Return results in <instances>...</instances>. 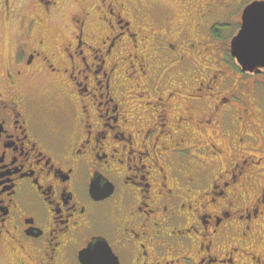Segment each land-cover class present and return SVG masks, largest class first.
I'll use <instances>...</instances> for the list:
<instances>
[{"label": "flooded vegetation", "instance_id": "obj_1", "mask_svg": "<svg viewBox=\"0 0 264 264\" xmlns=\"http://www.w3.org/2000/svg\"><path fill=\"white\" fill-rule=\"evenodd\" d=\"M38 1L42 12L14 35L0 72V247L10 264H82L79 252L102 237L120 264L264 262V187L254 188L249 205L241 192L257 180L260 160L227 154L233 160L216 175L198 165V150L231 152L264 121V78L255 79L250 98L213 68L206 83L199 78L206 69L194 59L197 49L202 56L194 36L206 27L212 37L216 25L207 23L211 8L199 12L217 0H182L200 11L178 32L165 15L144 26L137 7L130 19L128 0H65L73 11L54 34L40 24L55 20L59 0ZM245 1L228 0L222 12L236 5L232 38L253 0ZM12 3L5 0L7 19ZM232 38L225 43L231 63L256 76L232 55ZM191 72L195 83L186 81ZM41 80L55 92L36 96ZM217 82L232 96L213 104L200 91ZM208 128L228 136L242 129L243 137L226 148ZM97 177L104 190L112 184L102 198L91 193ZM237 199L244 206L236 208Z\"/></svg>", "mask_w": 264, "mask_h": 264}, {"label": "rangeland", "instance_id": "obj_2", "mask_svg": "<svg viewBox=\"0 0 264 264\" xmlns=\"http://www.w3.org/2000/svg\"><path fill=\"white\" fill-rule=\"evenodd\" d=\"M186 1V0H183ZM182 0H128V10H127V16L130 19H133L134 21L139 17L138 16V11L136 10L135 7H137L142 14V17L144 18V26H147L149 21H154L158 18L167 16L170 19H168V22H170L171 30L176 31L182 29V25L185 22H188L190 18H192V21L195 19L197 20L198 18V11L199 8L192 7L189 4H186V7L182 6V3H184ZM209 0H201V3L203 2H208ZM252 0H246L245 4L250 2ZM12 15L11 19H7L5 15V0H0V72L4 69L6 62L8 59H10V55L14 51L15 48V34L22 33L24 28L27 27L28 22L32 18H36L37 14H40L42 12V3L38 0H12ZM219 5L217 7H212L209 4L204 5V7L201 8L200 13L204 15L206 10L209 8L211 11V17H209L207 23H210L214 19L216 20V25L215 28L211 31V35L208 33V30L206 27L204 29L199 30V37H195L197 40H199V46L200 50H202V56L199 54L198 55V49L196 50V57L194 56V59L196 61L199 60L200 63L203 64L202 68H213L215 72L218 74V79L222 78L224 79L226 76L229 77L230 81L232 80L231 78L234 79V89H239L243 88L242 90L248 92L250 94L249 98L252 96L253 97V89H255V79H262L264 78V74H259L262 73L261 71L257 73L256 76H252L250 74H242L241 71L236 69L233 64L231 63V55L228 54L227 50H225L226 44L229 43L233 34L235 33V25H233V13L235 12V7L236 5H231V9L227 13H222L225 8L228 6V0H217ZM226 4V7H225ZM235 4V2H234ZM59 9H55L57 14L53 15L52 18L55 20L49 19L48 21L51 23H47L44 19L43 23L40 24L41 28H48V31L50 33H60L62 30L60 28L62 25L65 23H69V15L73 11L72 5L68 2H65V0H59ZM238 10V9H237ZM236 10V11H237ZM55 11L53 12V14ZM60 15L61 20H60ZM147 19V20H146ZM61 21V22H60ZM206 23V24H207ZM50 24V25H49ZM195 33L198 34V29H195ZM229 48V47H228ZM226 53L229 55H226ZM227 61V62H226ZM219 71H216V70ZM129 65H126L125 67V76H128V72L130 71ZM264 70V69H263ZM262 70V71H263ZM221 71V72H220ZM201 73L203 71H200ZM178 73H182V71H178L177 73H174L175 75ZM210 77L212 73L210 71H207V69L199 75V78H203V81L206 83L204 80L205 76ZM243 75V77H242ZM194 73L191 72L190 75L186 73L185 78L188 83L193 82L195 83L196 77H194ZM243 78V79H242ZM243 81V82H242ZM39 82H42L39 81ZM129 83V88H132L133 83L131 81H127ZM239 82H241V86L239 87ZM250 86H248L247 84ZM254 84V85H253ZM36 89L32 91L35 93L36 96H43L44 94H49L52 93V91L55 92V89L51 86L48 85L46 82L42 83H35ZM219 82L213 84V88L211 89H203L200 91L204 97H209L211 99L209 102H212L213 104L218 100L219 96H225L229 97L232 96L231 92L229 91L228 88H224L219 86ZM245 85L248 87L245 89ZM262 89L264 90V84L260 85ZM130 90V89H129ZM250 91V92H249ZM57 92V91H56ZM229 92V93H228ZM258 92V90H257ZM210 94H213L212 96ZM133 96V95H132ZM211 96V97H210ZM134 98V97H133ZM209 102L207 104H209ZM226 107H231L230 105H226ZM260 112L264 114V109L258 108ZM258 113L257 116L261 121V113ZM256 123H259V121L255 120ZM262 122V121H261ZM263 124L261 126H256L253 124L251 127V130H248L251 134L255 135V137H250L247 138L246 141L242 144H238V148L234 150V147L232 148V144H234V140L236 137H240L242 135V129L240 130V133H236L234 131H226L225 133L229 134L228 135H223L219 134L218 130L211 131L208 128L206 130L209 138H217L218 142L223 143L226 148H232L231 152H229V149H226V153L220 154L217 153V157L215 153L203 157V153H200L201 151L198 150V160L202 159L203 161L199 160L198 165H200L203 168L204 172H210L213 173L214 175L220 173L221 170L228 169V164L230 163V160L232 161V157H227V154H235L234 159L238 158H246V157H252L255 160H260L261 166L260 170L257 172V180H251V185H248L244 187L241 192L243 194V197H245L246 202L244 205H249L250 203H253L256 199V194L257 189L255 187H264V121L262 122ZM246 129V127H245ZM206 133L204 132L203 137L207 138L208 137ZM216 136V137H215ZM201 147L202 150L205 149V140L202 141L201 145H198ZM215 150V149H214ZM207 151V149H206ZM211 154V153H209ZM238 157V158H236ZM263 168V169H262ZM256 174V172H255ZM255 174H253L255 176ZM255 178V177H254ZM256 184V185H255ZM254 198V199H253ZM206 198L203 197L201 201H205ZM239 200L237 199L236 201V208L237 205L240 204L242 205L241 202H238ZM242 205V206H244ZM264 224V223H263ZM258 239V238H257ZM255 241V244L253 246V249L255 252L259 253L262 249V244L261 240L258 239ZM247 246V244H246ZM10 258L9 254L3 250L2 247H0V264H10ZM258 264H264V262L258 263Z\"/></svg>", "mask_w": 264, "mask_h": 264}, {"label": "water", "instance_id": "obj_3", "mask_svg": "<svg viewBox=\"0 0 264 264\" xmlns=\"http://www.w3.org/2000/svg\"><path fill=\"white\" fill-rule=\"evenodd\" d=\"M242 19L241 29L231 41V53L238 62L239 58L235 54L238 49L234 42L240 33L243 32V46L246 53L245 62L244 64L238 63L244 71L258 73L264 69V0H253L250 2L244 8ZM111 185L106 187L105 190L108 189V191H100L98 187L92 184L91 193L95 198H102L110 194L112 189ZM104 242L110 252L111 264H120L109 244L105 240ZM87 250L88 246L79 252V259L82 264H84L86 259H89L83 255Z\"/></svg>", "mask_w": 264, "mask_h": 264}, {"label": "snow or ice", "instance_id": "obj_4", "mask_svg": "<svg viewBox=\"0 0 264 264\" xmlns=\"http://www.w3.org/2000/svg\"><path fill=\"white\" fill-rule=\"evenodd\" d=\"M243 36L244 33L241 32L234 42L238 49L235 54L239 58L238 62L240 64H244L246 55L243 46ZM99 179L100 178L97 177L98 190L104 191V187L99 184ZM83 255L89 258L85 260L84 264H111L110 252L105 246L103 237L99 240H94L90 245H88V250L87 252L83 253Z\"/></svg>", "mask_w": 264, "mask_h": 264}]
</instances>
